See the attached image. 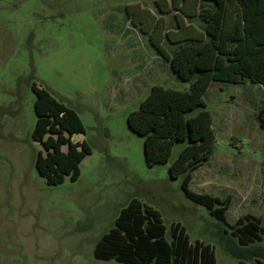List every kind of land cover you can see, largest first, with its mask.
I'll use <instances>...</instances> for the list:
<instances>
[{
  "label": "rangeland",
  "instance_id": "rangeland-1",
  "mask_svg": "<svg viewBox=\"0 0 264 264\" xmlns=\"http://www.w3.org/2000/svg\"><path fill=\"white\" fill-rule=\"evenodd\" d=\"M154 1L0 0V264H118L95 260L92 253L131 200L159 213L168 240L171 223L179 222L191 243L214 247L216 264L240 260L230 230L224 234L222 223L184 196L182 175L170 176L169 166L186 143L174 144L167 163L149 166L144 138L127 124L152 86L189 89L156 54L150 33L144 34L148 27L134 26L128 18L127 13H141L139 8L157 18ZM166 1L171 7L177 0ZM179 1L192 12L205 3ZM174 12L163 17V33L175 32ZM191 16L179 15L180 29L189 23L199 28ZM154 35L161 39L159 29ZM163 43L168 53L174 50L165 38ZM34 83L82 122L85 132L71 140L86 141L91 154L75 182L66 177L50 187L37 174L35 157L43 149L32 139ZM204 103L214 120L225 110L232 120L216 127L214 156L194 175L191 190L243 200L227 211L230 225L245 215L259 216L264 224V86L214 82ZM220 156L234 160L230 171L222 169ZM241 161L257 169V193L240 189Z\"/></svg>",
  "mask_w": 264,
  "mask_h": 264
},
{
  "label": "trees",
  "instance_id": "trees-1",
  "mask_svg": "<svg viewBox=\"0 0 264 264\" xmlns=\"http://www.w3.org/2000/svg\"><path fill=\"white\" fill-rule=\"evenodd\" d=\"M198 12H192L185 2L156 0L154 9L139 10L144 16L136 19L130 13L131 23L148 29L149 42L156 54L165 60L173 75L189 83L187 91L151 87L139 108L127 118L131 131L144 138V158L149 166L168 162L172 147L186 143L169 166L172 178L182 175L180 188L192 203L205 208L213 219L222 223L224 234L230 230L240 257L237 264H264V224L261 219L245 215L234 225L226 221L231 198L219 199L191 190L193 173L208 164L215 149L216 135L211 113L206 109L204 97L214 82L240 84L249 82L264 86V0H202ZM175 11V32H164L163 17ZM192 15L199 30L192 23L179 28V15ZM132 17V18H131ZM148 21L146 22V19ZM159 29L161 39H155ZM173 35L174 37L172 38ZM166 39L174 50L163 47ZM34 113L36 123L32 139L42 147L35 157L37 174L50 187L61 185L67 177L75 182L80 164L91 154L86 141L73 142L72 136L85 132L76 112L58 102L35 83ZM197 111L194 115L190 114ZM264 128V123H260ZM65 148V150L63 149ZM170 240L159 213L131 200L114 219L112 227L96 242L93 258L118 264H216L214 247L199 240L190 242L185 228L171 223Z\"/></svg>",
  "mask_w": 264,
  "mask_h": 264
},
{
  "label": "crops",
  "instance_id": "crops-1",
  "mask_svg": "<svg viewBox=\"0 0 264 264\" xmlns=\"http://www.w3.org/2000/svg\"><path fill=\"white\" fill-rule=\"evenodd\" d=\"M196 29L199 30V28H196ZM228 109H229V107H228ZM227 111H230V110H225V111H222L221 114H217L215 120L212 117V119H213V126L212 127L214 129V132L216 130V127H221L223 124L224 125L230 124V122L232 120V117H231L232 114L230 112H227ZM215 135H216V132H215ZM216 142H217V140H216ZM215 146H216V143H215ZM214 151H215V149H214ZM213 156H214V153H213L212 157L210 158V160H212ZM218 158H221V161L219 164L221 165L222 169L226 170V171H230L231 170V164H232V162H234V160H231L228 157L225 158V157H221V156ZM202 168H203V166L198 168L193 173V177L195 174H197L199 171H201ZM237 170L240 173L238 183L241 185L240 189L245 192V195H246V193L251 192L252 190H254L255 193H257V191L260 189V185H261V181H260L261 179L258 176L257 169H254L255 170V172H254V170L252 171L251 166H249L248 163L241 161L239 164H237ZM192 181H193V178L191 180V183H192ZM191 183H190V188H191ZM233 191L237 192L238 190L236 188H233ZM213 197H216V196H213ZM227 197L231 198L230 207L232 205H235V203H240L243 201V200H240L239 197L234 198V197L229 196V195H227ZM217 198H219V197H217ZM219 199H223V198H219ZM226 215H227V212H226ZM256 218L261 219V217H259V216H257Z\"/></svg>",
  "mask_w": 264,
  "mask_h": 264
}]
</instances>
